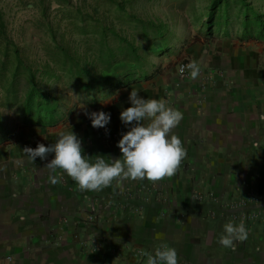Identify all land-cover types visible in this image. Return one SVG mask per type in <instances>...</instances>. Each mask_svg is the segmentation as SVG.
<instances>
[{
	"label": "crops",
	"instance_id": "obj_1",
	"mask_svg": "<svg viewBox=\"0 0 264 264\" xmlns=\"http://www.w3.org/2000/svg\"><path fill=\"white\" fill-rule=\"evenodd\" d=\"M182 52L198 65L197 78L162 66L152 78L123 87V109L131 106L135 88L141 97L162 99L183 114L173 134L187 154L171 178L125 180L121 187L113 181L101 191H81L67 176L61 184L70 193L52 188L49 176L56 172L44 166L53 154L32 162L24 147L3 145L23 157L16 164L0 150V264H146L141 252L154 254L161 244L176 250L178 264H264V38L216 36ZM118 108L111 102L97 109L110 113L105 128H93L80 111L69 124L35 127H55L51 143L60 132L73 131L83 154L93 160L97 154L119 158L117 144L128 126L117 118ZM19 165L45 190L38 195L30 188L28 194L11 191ZM86 196L96 218L80 224L78 202ZM141 198L148 203L143 208L135 203ZM206 199L217 205L198 217L196 202ZM116 201L124 203L114 206ZM228 222H243L248 232L246 240L234 242L235 250L218 242Z\"/></svg>",
	"mask_w": 264,
	"mask_h": 264
},
{
	"label": "trees",
	"instance_id": "obj_2",
	"mask_svg": "<svg viewBox=\"0 0 264 264\" xmlns=\"http://www.w3.org/2000/svg\"><path fill=\"white\" fill-rule=\"evenodd\" d=\"M107 1L113 5L112 15L104 18L98 4L89 11L76 7L77 14L62 31L47 18L49 39L44 42V58L35 61L27 60L22 46L7 35L0 11V108L13 109L19 125L69 124L81 103L96 102L116 89L161 73V64L150 61L147 54H174L176 58L185 55L178 45L183 48L190 43L174 36L166 22L145 19L126 10V0ZM40 2L45 13L44 0ZM196 19L199 33L207 39L264 38V12L251 0H210ZM116 21L127 22L139 31L141 38L137 40L135 34L123 32ZM68 27L80 36L79 40L66 31ZM153 39L159 40L160 45L143 53L144 43ZM120 60L131 63L113 68ZM54 81L69 87L76 98L66 100L52 91L50 86ZM49 82L46 88L44 85ZM6 120L0 110V145L10 146L16 142L17 125L9 126L4 123Z\"/></svg>",
	"mask_w": 264,
	"mask_h": 264
},
{
	"label": "rangeland",
	"instance_id": "obj_3",
	"mask_svg": "<svg viewBox=\"0 0 264 264\" xmlns=\"http://www.w3.org/2000/svg\"><path fill=\"white\" fill-rule=\"evenodd\" d=\"M251 1H253L256 7L260 8V10L264 12V0ZM209 2L210 0H126L125 6L126 10L134 12L139 17L151 19L153 21L161 20L166 22L168 27L174 33V36L187 39V41L190 43L187 46H189L192 44L201 45L207 40V38L198 31L199 25H197L198 20L196 17L204 12L205 8L209 5ZM40 3V0H0V11L3 14L4 20L6 22L7 35L11 38V40L22 46V51L25 58L32 61L38 60L42 57L44 58V42L49 39V34L45 25L47 18L52 20L54 27H58V30L62 31L66 25L70 24V20L77 14L75 10L76 7H82L85 11H89L94 4H98L97 6L103 13L104 18L106 15L108 16L109 14H113V5L107 0H69V2H63V4L59 3L58 0H44V5H46L45 13H42V7ZM77 21L79 22V19H77ZM116 22L120 28H123V32H128L130 36L135 34L137 40L141 38L139 31L133 30V28H131L127 22ZM66 31L72 33V29L70 27L66 28ZM72 36L78 40L80 38V36L76 33H72ZM144 45L145 51L142 50L143 53L148 50H155L156 47L160 45V41L153 39L147 44L144 43ZM178 48L181 50L183 49L180 47V45H178ZM147 57L150 61L155 62L156 64H161V66H169L170 69H176L178 67V63L183 60L188 62L190 61L187 54L176 58L174 54L169 55L165 53L158 55L156 53H151L147 54ZM182 57H187L188 59H183ZM124 63L130 64L131 62L128 60H120L114 63L113 68H116L117 66ZM49 84L50 82L46 83L44 86L47 88ZM50 89L66 100L67 98L75 99L77 96L76 93L70 91L69 87H62L58 82L55 81L52 82ZM111 102L119 106L117 109V112L119 113V115L117 114V118L120 119V112L123 109V88L112 91L110 94L96 102H90L86 104L81 103L78 111L85 115V110L89 113L94 112L97 111V109L110 104ZM0 110L3 111V116L7 117V120L4 121L5 124L9 126L17 125L15 135L16 142L13 144L16 147H25L28 145L36 147L39 143H43L45 146L52 144L49 142L48 136L54 133L56 129L55 127L42 129L35 126H22L18 124V117L13 109L0 108ZM87 120H89L88 117ZM104 134L106 136H110L107 131H105ZM21 136H23V138ZM1 146L2 147H0V150L3 154L2 157L6 158L11 156V160L17 162L16 164L22 163L19 161H22L23 154H9L7 151L8 149L5 150L3 145ZM29 170V168L21 165L16 167L14 170L15 176L13 173L11 177V182H14L16 187L12 186L11 191H14L16 194H28V190L30 188V190H32L29 192L38 195L40 191L45 190V185L35 187V183L29 178V175L31 174ZM56 176L60 178L59 184H53L52 188L57 187L61 188V190L66 188V190H70V193H72L73 191L71 189L68 187H63L61 184L68 175L62 170L57 169ZM127 186L131 187L132 189L135 188L134 185L128 184ZM131 188L128 190H131ZM181 194L183 193L181 192ZM208 202L209 204H206ZM78 203L80 205V211L78 210L77 214L78 223L88 224L89 222H93L96 218V211L92 209V202L89 200L88 196L80 198ZM123 203L117 201L112 202L114 206H118L119 204ZM135 203L139 204V206L142 208L144 207V204H148L143 200V198L139 199V201ZM196 203H198V206H195L198 211V217L209 215V211H211L212 208L217 205L215 201H211L210 199H206L204 201L201 200V202ZM200 204L202 205L199 206ZM166 206L167 204L165 203V207ZM15 211H17L16 213H21L20 210L16 209ZM15 211H12V213ZM138 211L140 214H142L143 209L139 208ZM177 213L180 218V207H178ZM80 237L82 238L83 236ZM111 256H113V254Z\"/></svg>",
	"mask_w": 264,
	"mask_h": 264
},
{
	"label": "clouds",
	"instance_id": "obj_4",
	"mask_svg": "<svg viewBox=\"0 0 264 264\" xmlns=\"http://www.w3.org/2000/svg\"><path fill=\"white\" fill-rule=\"evenodd\" d=\"M189 70L191 78L198 77L200 69L195 62L182 66ZM137 89L129 94L131 106L122 109L120 120L128 126L122 134L117 147L121 152L119 158L97 154H83L81 139L73 132H60L55 143L45 146L37 144L35 148L25 146L22 150L34 162L37 157L46 160L50 154L53 158L44 166L52 173L62 170L73 179L81 191H101L111 186L113 181L121 187L125 180L152 183L171 178L186 157V149L180 138L173 134L183 118V114L167 105L164 100L143 98ZM93 128H105L110 122V113L104 111L87 112ZM264 120V115L260 117ZM58 176H49L53 184L59 182ZM248 232L243 222L223 225V232L218 242L225 248L235 250V241L243 242ZM146 264H178L177 252L167 244H161L154 254L142 251Z\"/></svg>",
	"mask_w": 264,
	"mask_h": 264
},
{
	"label": "built area",
	"instance_id": "obj_5",
	"mask_svg": "<svg viewBox=\"0 0 264 264\" xmlns=\"http://www.w3.org/2000/svg\"><path fill=\"white\" fill-rule=\"evenodd\" d=\"M188 63H189L188 61H184V60L178 63V71L180 75H184L188 73L189 70L187 69H184L183 71L181 70L182 66L187 65Z\"/></svg>",
	"mask_w": 264,
	"mask_h": 264
}]
</instances>
